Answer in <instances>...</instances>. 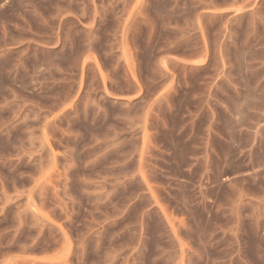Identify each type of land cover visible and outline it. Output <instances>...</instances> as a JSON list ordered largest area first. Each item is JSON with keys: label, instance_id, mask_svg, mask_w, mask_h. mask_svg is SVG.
Instances as JSON below:
<instances>
[{"label": "rangeland", "instance_id": "rangeland-1", "mask_svg": "<svg viewBox=\"0 0 264 264\" xmlns=\"http://www.w3.org/2000/svg\"><path fill=\"white\" fill-rule=\"evenodd\" d=\"M0 264H264V0H0Z\"/></svg>", "mask_w": 264, "mask_h": 264}]
</instances>
